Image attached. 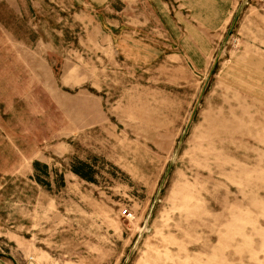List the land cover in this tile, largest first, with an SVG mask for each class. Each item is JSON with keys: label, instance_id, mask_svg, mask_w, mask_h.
<instances>
[{"label": "rangeland", "instance_id": "obj_1", "mask_svg": "<svg viewBox=\"0 0 264 264\" xmlns=\"http://www.w3.org/2000/svg\"><path fill=\"white\" fill-rule=\"evenodd\" d=\"M258 2L202 40L153 0H0V244L125 264L189 127L128 264H264Z\"/></svg>", "mask_w": 264, "mask_h": 264}, {"label": "crops", "instance_id": "obj_2", "mask_svg": "<svg viewBox=\"0 0 264 264\" xmlns=\"http://www.w3.org/2000/svg\"><path fill=\"white\" fill-rule=\"evenodd\" d=\"M153 2L154 4L156 2L155 10L162 16L166 31L171 33L170 35L176 30L188 32L190 29L197 34L193 39L203 40L205 32L210 34V37H218L220 33L226 31L235 17L237 18L244 0H153ZM258 4V0L248 1L240 19L238 18L242 26L248 24L251 16L260 14V9L256 7ZM172 17L179 19L173 20ZM16 257L10 244H0V264H22Z\"/></svg>", "mask_w": 264, "mask_h": 264}, {"label": "water", "instance_id": "obj_3", "mask_svg": "<svg viewBox=\"0 0 264 264\" xmlns=\"http://www.w3.org/2000/svg\"><path fill=\"white\" fill-rule=\"evenodd\" d=\"M248 1H249V0H244V3H243V5H242V7H241V9H240V11H239V13H238V15H237L236 21L238 20V18L240 17L241 13H242L243 10H244V8H245L246 5L248 4ZM233 28H234V26L232 27L230 33H232ZM221 53H222V51H221ZM217 62H218V59H217V61L215 62V65H214V67H213V69H212V71H211V74H210V77H209L208 81L210 80L211 75L213 74V72H214V70H215V68H216V66H217ZM188 130H189V127H187V129L185 130V133H184V135H183V138H182V140H181V142H180V144H179V146H178V148H177L176 154H175V156H174V158H173L172 164L170 165L169 170H168V172H167V174H166V176H165V178H164V181H163V183H162V185H161V188H160V190H159V192H158V194H157V196H156V199H155V201H154V203H153V205H152V208H151V210H150V212H149V215H148V217H147V219H146V222H145V224H144V226H143V229H142V231H141V233H140V235H139V237H138V239H137V241H136V244H135V246H134V248H133L131 254L129 255V257H128V259H127V261H126L125 264H128V262H129V260H130V258H131V256H132L133 252L135 251L137 245H138L139 242L141 241V239H142L144 233L147 231V228H148L149 222H150V220H151L152 214H153V212H154V209H155V207H156V205H157V203H158V201H159V197H160V195H161V192H162V190H163V187L165 186V183H166V181H167V179H168V176H169V174H170V171H171V169H172V167H173V165H174V163H175V161H176V159H177L178 153H179V151H180V148H181V146H182L183 140H184V138H185V136H186Z\"/></svg>", "mask_w": 264, "mask_h": 264}, {"label": "built area", "instance_id": "obj_4", "mask_svg": "<svg viewBox=\"0 0 264 264\" xmlns=\"http://www.w3.org/2000/svg\"><path fill=\"white\" fill-rule=\"evenodd\" d=\"M261 2L264 4V0H261ZM123 214L128 217L132 216V214L128 210L123 211Z\"/></svg>", "mask_w": 264, "mask_h": 264}]
</instances>
